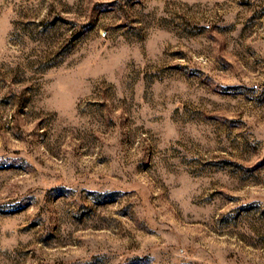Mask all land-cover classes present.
Listing matches in <instances>:
<instances>
[{
  "label": "rangeland",
  "instance_id": "1",
  "mask_svg": "<svg viewBox=\"0 0 264 264\" xmlns=\"http://www.w3.org/2000/svg\"><path fill=\"white\" fill-rule=\"evenodd\" d=\"M0 264H264V0H0Z\"/></svg>",
  "mask_w": 264,
  "mask_h": 264
}]
</instances>
